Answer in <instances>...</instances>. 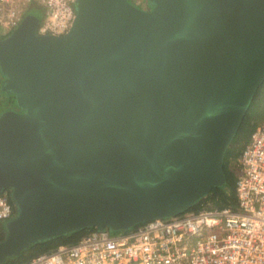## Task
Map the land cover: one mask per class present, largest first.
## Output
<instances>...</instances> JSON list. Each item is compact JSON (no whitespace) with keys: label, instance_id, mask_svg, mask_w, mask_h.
<instances>
[{"label":"water","instance_id":"obj_1","mask_svg":"<svg viewBox=\"0 0 264 264\" xmlns=\"http://www.w3.org/2000/svg\"><path fill=\"white\" fill-rule=\"evenodd\" d=\"M75 0L67 32L0 38V262L38 241L177 214L226 181L264 82V0Z\"/></svg>","mask_w":264,"mask_h":264},{"label":"built area","instance_id":"obj_2","mask_svg":"<svg viewBox=\"0 0 264 264\" xmlns=\"http://www.w3.org/2000/svg\"><path fill=\"white\" fill-rule=\"evenodd\" d=\"M34 5L42 9L38 34H63L76 16L75 0H0L1 34L16 28ZM236 165L234 206L205 200L127 229L93 228L18 264H264V116ZM9 192H0V239L15 214Z\"/></svg>","mask_w":264,"mask_h":264},{"label":"trees","instance_id":"obj_3","mask_svg":"<svg viewBox=\"0 0 264 264\" xmlns=\"http://www.w3.org/2000/svg\"><path fill=\"white\" fill-rule=\"evenodd\" d=\"M35 8H37L40 12H37L34 9H33L34 11L33 10H30V11L32 13L37 14L39 17H41L42 16V9L37 7V6H35ZM4 36H1V37L3 38ZM0 79H1V73H0ZM0 84H1V80H0ZM259 87H258V89H259ZM254 97H253V99H254ZM14 105H15L14 95L11 93L5 92L0 88V113L5 109L13 108ZM249 107H250V105H249ZM249 107L247 109V112H246V114H245V116L241 122V125H240L236 135L234 136V138L230 142V144L227 147V150L225 152V157H224V169H225V173H226L225 183L221 186L213 187L210 190V192L204 198H202L199 202H197L196 204H194L191 207H196L201 202H204L205 200H212V202L219 203V204H228L231 206L235 205V203H236V195H235L236 173H235L234 166H231L228 164V158L230 156H238L240 154L243 146L245 145V143L249 139L251 131L256 126L257 119H255L254 121L250 120V116L248 113ZM245 131H247V133H246L247 135H244ZM241 138L243 139V142H242V145L240 146L239 152L236 154V153H234V146H236L238 144L235 141H237V139H241ZM9 197H10V192H9ZM93 228H95V227H89V228L69 232V233L54 237V238L38 241V242L31 244L28 247L24 248L18 254H15V255H12V256L6 258L0 264H18L19 262L28 260L29 258H31L32 256H34L37 253L52 250L57 245H59L61 243L74 242L83 233H85V232H87Z\"/></svg>","mask_w":264,"mask_h":264},{"label":"rangeland","instance_id":"obj_4","mask_svg":"<svg viewBox=\"0 0 264 264\" xmlns=\"http://www.w3.org/2000/svg\"><path fill=\"white\" fill-rule=\"evenodd\" d=\"M131 2L135 3L136 5L140 6V7H145L146 6V1L147 0H130ZM36 10L37 12H40L37 8H35V6H29L27 8V11L30 10ZM33 10V11H34ZM0 31H1V27H0ZM1 80V79H0ZM254 99L252 100L248 113L250 116V120L254 121L255 119H257V122L260 121L263 118L264 115V82L261 84V86L259 87V89L257 90V92L254 95ZM244 135H247V131L244 132ZM238 145L234 146V153H238L240 146L242 145L243 139H237V141H235ZM236 160H237V156H230L228 158V164L231 166H234L235 168V173L237 171L236 168ZM212 201V200H210ZM1 263V262H0Z\"/></svg>","mask_w":264,"mask_h":264},{"label":"flooded vegetation","instance_id":"obj_5","mask_svg":"<svg viewBox=\"0 0 264 264\" xmlns=\"http://www.w3.org/2000/svg\"><path fill=\"white\" fill-rule=\"evenodd\" d=\"M152 6L146 1V6L145 7H142V8H145V9H150ZM8 34H5V36H7ZM1 36H4L3 34H1V32H0V38H2ZM4 36V37H5ZM1 73V72H0ZM2 79H3V76H2V74H1V81H2ZM15 107V106H14ZM13 107V108H14Z\"/></svg>","mask_w":264,"mask_h":264},{"label":"clouds","instance_id":"obj_6","mask_svg":"<svg viewBox=\"0 0 264 264\" xmlns=\"http://www.w3.org/2000/svg\"><path fill=\"white\" fill-rule=\"evenodd\" d=\"M32 13V12H31ZM40 19H41V17H40Z\"/></svg>","mask_w":264,"mask_h":264}]
</instances>
